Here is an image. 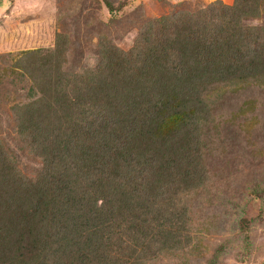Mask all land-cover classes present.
<instances>
[{"label": "trees", "instance_id": "trees-1", "mask_svg": "<svg viewBox=\"0 0 264 264\" xmlns=\"http://www.w3.org/2000/svg\"><path fill=\"white\" fill-rule=\"evenodd\" d=\"M68 44L58 34L53 50L15 59L30 85L0 117V264H151L188 250L208 167L228 155L227 133L246 141L236 113L218 114L224 90L264 92V0L149 19L128 51L100 37L79 70L64 69ZM22 151L40 161L34 179Z\"/></svg>", "mask_w": 264, "mask_h": 264}, {"label": "rangeland", "instance_id": "rangeland-1", "mask_svg": "<svg viewBox=\"0 0 264 264\" xmlns=\"http://www.w3.org/2000/svg\"><path fill=\"white\" fill-rule=\"evenodd\" d=\"M213 1L0 0V117L25 100L30 85L15 67L20 53L53 50L57 35L65 34L69 44L64 69L79 70L94 64L100 37L128 51L145 21ZM223 96L218 114L228 118L236 113L246 141H233L236 134L227 133L228 155L208 167L211 183L192 206L188 250L151 264H211L219 252L213 264H264V92L247 86L236 94L225 89ZM18 159L22 173L34 179L40 161L24 151Z\"/></svg>", "mask_w": 264, "mask_h": 264}]
</instances>
